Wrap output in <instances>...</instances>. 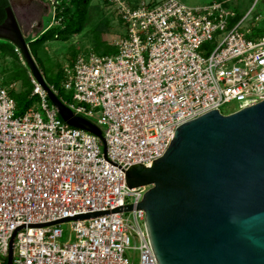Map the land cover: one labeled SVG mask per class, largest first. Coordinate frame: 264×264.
Returning a JSON list of instances; mask_svg holds the SVG:
<instances>
[{"label": "built area", "instance_id": "built-area-1", "mask_svg": "<svg viewBox=\"0 0 264 264\" xmlns=\"http://www.w3.org/2000/svg\"><path fill=\"white\" fill-rule=\"evenodd\" d=\"M109 2L125 27L117 52L86 51L63 64L73 102L48 84L101 128L106 154L97 135L60 117L34 76L40 106L19 114L14 84L0 75V263L16 233L13 264H158L138 208L150 186L129 187L126 171L162 157L180 125L264 100V34L249 37L225 2ZM209 42L218 43L205 56ZM95 212L108 213L37 226Z\"/></svg>", "mask_w": 264, "mask_h": 264}, {"label": "water", "instance_id": "water-1", "mask_svg": "<svg viewBox=\"0 0 264 264\" xmlns=\"http://www.w3.org/2000/svg\"><path fill=\"white\" fill-rule=\"evenodd\" d=\"M0 39L20 50L60 117L97 135L106 154L101 128L77 115L46 82L12 5L0 22ZM126 182L131 188L150 186L138 208L146 212L158 264H264V100L228 114L215 109L180 125L164 155L149 167L131 165ZM15 236L6 264H13Z\"/></svg>", "mask_w": 264, "mask_h": 264}, {"label": "rangeland", "instance_id": "rangeland-1", "mask_svg": "<svg viewBox=\"0 0 264 264\" xmlns=\"http://www.w3.org/2000/svg\"><path fill=\"white\" fill-rule=\"evenodd\" d=\"M11 5L16 13L20 26L27 36L31 38L46 29L49 24L53 22L57 24L55 16L56 0H10ZM140 0H128L130 5L138 3ZM148 1V0H146ZM187 5L198 6L206 5L213 2L224 1L225 5L236 13L242 20L241 29L248 33L249 36H256L264 30V0H181ZM52 2L54 4H52ZM110 3V4H109ZM120 16L118 14V6L109 2V0H93L91 7H89V18L87 21V28L85 32L75 35L71 40L66 42L52 41L44 45L41 51L42 60L48 69V77L57 81L58 88L63 97L69 102H73L72 92H68L63 88V80L57 76L60 69V63L73 60L80 53L91 51L97 48L100 51L103 45L99 47L95 36H100V40L110 46L117 48L116 42L122 37L124 27L120 25ZM235 21H237L235 19ZM233 21L232 24L235 22ZM99 33V35H97ZM95 35V36H94ZM99 40V39H98ZM100 42V41H99ZM218 42H209L203 47L201 53L205 56L209 55ZM77 54L73 56V54ZM22 60V59H21ZM28 68V65L25 62ZM9 67L5 74L0 73L3 83H9L8 86L14 84L13 90L16 92H24L26 90L25 84L22 80L11 79L13 73V63L11 59L0 57V68ZM29 69V68H28ZM2 69H0L1 71ZM43 73V72H42ZM33 83V75L30 74ZM33 86L34 83H33ZM34 90V88H33ZM40 106V100L37 102ZM239 104L232 102L222 106L221 110L224 114L237 111ZM65 231H68V225H62ZM66 233V232H65ZM67 239L65 234L63 240ZM138 262V257L136 258Z\"/></svg>", "mask_w": 264, "mask_h": 264}, {"label": "trees", "instance_id": "trees-1", "mask_svg": "<svg viewBox=\"0 0 264 264\" xmlns=\"http://www.w3.org/2000/svg\"><path fill=\"white\" fill-rule=\"evenodd\" d=\"M92 1L93 0H56L54 18L57 20V24L53 23L51 25H48L46 29H43L37 35L31 38H27L31 53L40 70L43 72L46 82L50 86H54L56 89H58L60 96H62V94L60 89L58 88L59 83L57 81H54L52 78L48 77V69L45 66V62L42 60V56L40 53L41 51H43L44 45L49 41L66 42L68 40H71L75 35L85 32L87 28V21L89 18V7H91ZM9 6H11L10 0H0V22H3L5 20L6 9ZM235 19L237 21L241 20L239 16H237ZM119 21L123 29V21L121 19H119ZM124 34L125 27L122 35ZM263 34L264 30L256 36L249 37L257 38ZM97 35H99V33H97ZM95 38L99 43L97 44L99 47L101 46L100 44L103 45L102 51H100L96 47L93 48L95 52L99 54H115L117 52L116 47L110 46L102 42L100 40V36H95ZM86 51H88V49H86ZM76 55L77 54L75 53L73 54V56ZM0 57H6L11 59L14 67L13 73H11L10 75L11 79L22 80V82L27 87L24 92H16L13 90V88L11 89V95L17 102L18 113H24L38 100V96L33 94L34 86L30 77L31 73L25 65L26 60L24 58L21 60V57L23 56L20 50L16 47V45L11 43L10 41L3 39H0ZM62 67L63 65L60 63V69L57 75L60 80L63 79ZM0 69H2L0 73L5 74V71H8L9 67L6 66L5 68ZM8 84L4 83V85L7 86ZM0 264H6V260L1 262Z\"/></svg>", "mask_w": 264, "mask_h": 264}, {"label": "crops", "instance_id": "crops-1", "mask_svg": "<svg viewBox=\"0 0 264 264\" xmlns=\"http://www.w3.org/2000/svg\"><path fill=\"white\" fill-rule=\"evenodd\" d=\"M49 25H51V24H49Z\"/></svg>", "mask_w": 264, "mask_h": 264}, {"label": "flooded vegetation", "instance_id": "flooded-vegetation-1", "mask_svg": "<svg viewBox=\"0 0 264 264\" xmlns=\"http://www.w3.org/2000/svg\"><path fill=\"white\" fill-rule=\"evenodd\" d=\"M16 14V13H15Z\"/></svg>", "mask_w": 264, "mask_h": 264}]
</instances>
